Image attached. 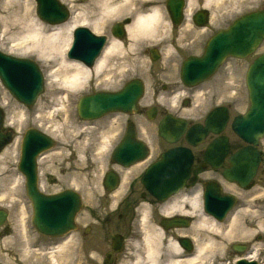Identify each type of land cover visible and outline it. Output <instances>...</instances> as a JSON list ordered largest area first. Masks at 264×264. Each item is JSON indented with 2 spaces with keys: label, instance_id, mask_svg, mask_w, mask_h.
<instances>
[{
  "label": "flooded vegetation",
  "instance_id": "af4514ba",
  "mask_svg": "<svg viewBox=\"0 0 264 264\" xmlns=\"http://www.w3.org/2000/svg\"><path fill=\"white\" fill-rule=\"evenodd\" d=\"M95 1L120 5L123 14L117 12L111 17L113 19L97 22L100 5ZM122 1L125 0H70V4L67 3L71 6L70 17L76 23V28L85 25L105 39L91 67L84 62L85 54L83 58L75 56L74 60L93 69L108 48L119 44L118 50L112 49L110 66L131 71L127 76L128 82H142L144 91L139 101V111L115 114L116 119L112 121L116 125L108 121L99 128V138L105 141L106 147L99 151V140L89 154L85 149L80 160L77 146H70L66 154L58 136L49 134L54 139V148L36 157L43 193L52 195L60 192L62 188L51 192L47 188L61 183L65 175L72 179L73 189L83 200L75 230L57 238L41 235L34 227L32 206L26 190H17L20 196L25 194V199H21L22 204L15 208L13 182L16 180L15 165L19 158L17 148L20 139L34 127L27 128L22 136H17L12 127L4 129V133L12 132V139L0 150V160L3 155L8 156L3 164L7 166L0 165V190L6 187L10 190L9 205L4 207L0 203V209L6 212L5 219L0 222V264H131L132 258L140 253L139 247L146 233L148 225L144 224L145 216L148 223L160 229L161 242L176 240L186 259L196 258L199 250L203 249L208 237L205 225L210 223L217 229L214 241L222 243L223 247L213 252L210 250L212 253L209 254L202 252L198 263L204 264V258L209 256L217 264H235L241 258L246 262L259 260L264 264V137L257 143H245L227 124L221 134L210 133L205 142L196 147L186 141L191 126L204 124L217 103L227 108L230 122L238 103L222 104L216 92L210 90L207 94L209 106L199 118L188 119L187 130L179 143L169 141L160 133V123L166 116H179L177 111L170 109L168 101L180 94L192 98L199 90L183 85L180 74L183 62L191 56L202 55L208 41L239 18L231 11L236 6L232 7L231 2L224 4L223 1L208 6L206 0H135V5H139L138 11L144 15L151 9H159L161 20L153 30L132 35L129 27L137 15H128L121 10ZM139 1L147 3L141 4ZM169 1L184 2L178 10L177 5L174 9L176 3L169 5ZM189 7H192V13L188 12ZM73 36L75 38L76 31H73ZM97 45L91 41L94 49ZM253 60L254 57L244 60L228 58L225 64L235 70ZM151 108L155 109L156 115L155 120L149 122ZM170 138L173 139V134ZM218 140H223L222 144ZM213 144L219 146L207 154ZM176 147L191 150L194 158L191 175L177 194L160 202L143 179L150 167ZM233 162L238 166L233 167ZM52 166H58L54 174ZM63 166L66 172L62 174L60 167ZM45 168L51 172L44 173ZM228 171L231 172V179L241 178L250 182L232 183L226 175ZM252 175L254 177L250 179ZM8 180L12 182L7 185ZM211 186L215 193L209 190ZM190 199L195 200L194 204L190 203ZM207 202L218 209V216L208 213ZM223 209L226 213L221 218ZM239 211H242L237 220L239 233L223 241V234L229 228L226 226ZM175 219L174 226L166 223ZM117 235H120V239L116 240L114 236ZM114 238L120 243L119 250L115 251ZM138 244V249H134ZM64 246L65 253H62ZM106 260L109 262L106 263Z\"/></svg>",
  "mask_w": 264,
  "mask_h": 264
},
{
  "label": "bare ground",
  "instance_id": "6f19581e",
  "mask_svg": "<svg viewBox=\"0 0 264 264\" xmlns=\"http://www.w3.org/2000/svg\"><path fill=\"white\" fill-rule=\"evenodd\" d=\"M206 1H208L207 5L209 4L208 6H210L214 2L223 0ZM135 3H137L135 0L122 1L123 7L121 9L128 15H137L134 23H132L129 27V31L132 35L137 32H149L154 29V26L157 27V25L160 24L161 18L159 17V9H151L148 11L147 15H144L138 11L139 5H135ZM138 3H147V1H139ZM98 4L100 5V17L97 22H104L105 19H113L111 17H114L117 12H119V14H123L120 11V5L114 6L110 3V1H99ZM133 7L135 10H133ZM188 10L190 12L193 11L192 7ZM3 11L7 13V16H3L2 18V28L3 31L8 29L7 33H4V35H8V39L10 38L12 48H14L13 50L15 51L16 49L17 51H20L21 54H19L24 56L35 53L44 64V68L46 70V80L49 85L48 95L54 104L51 103L50 105H46L45 99L42 98V100H40L41 103L39 102L41 109L43 110L48 108V106L50 109H54L52 107L54 105L57 106L58 104L60 105L58 107H61V109L58 108L48 113H41V115L45 117V120L47 119L46 121L48 124H52L49 126V129L53 127L57 129L55 120L59 115H64L65 119L68 118L70 121V117L65 116L69 115V111L67 110L68 107L73 104L76 97L87 91V87L90 84L94 83L95 80H99L100 83L102 80L109 81L114 76L113 72H118L120 68L119 66H110V55L113 48L115 50L119 49V44H113L111 48H108L105 54L98 60L95 67L93 69H89L75 60L69 59L66 55V49L71 41V33L76 25H71V23H69L64 26H45L38 22V20H36L33 16L29 3L22 4L18 0H5L3 4ZM108 16H110V18H107ZM6 20L11 23H7ZM3 98L4 97H2L1 100ZM178 99L180 98L173 97L172 103L177 104ZM246 107V105L244 107L241 106L240 110L243 111ZM62 110L64 112H62ZM24 115V112L19 111L17 117L20 116L22 118ZM19 121L21 120L18 119V124ZM9 125L11 126L10 123ZM55 131L56 130H54V132ZM89 134V131H84L81 135H78V139L86 140ZM72 137L74 138V136ZM97 141L99 140H95V142ZM97 147L99 151L106 147V143L104 140L102 141V138ZM69 150V145L63 146L64 153L67 154ZM37 192L43 193L42 190H37ZM18 198L20 202H22L21 198ZM194 201V199H190V203L194 204ZM241 213L242 211L237 212L232 221L226 226L229 228L225 234H223V241H225V238L229 240L232 236L239 233L237 220ZM144 224L148 226L145 229L146 233L142 239L141 247H139L140 253L132 258L131 264H200L197 261L202 258L200 256L202 252H208L209 254L215 251L216 248L223 247L222 243H216L214 241V237L216 236L214 233H217L216 226L214 224L209 225L210 223H206L205 226L208 237L204 247H202L203 249L199 250L196 258L186 259L183 255H181L180 248L174 241L164 242V244L161 242L162 236L160 229L148 223L147 216L144 217ZM224 229L225 228H222V230ZM138 246L139 244L134 249H138ZM65 248L66 246L62 247V253H65ZM210 250L212 252H209ZM163 251L171 253L170 256L163 257ZM208 257L204 258V264H206V261L208 262ZM26 258L29 259V257Z\"/></svg>",
  "mask_w": 264,
  "mask_h": 264
},
{
  "label": "water",
  "instance_id": "95a60500",
  "mask_svg": "<svg viewBox=\"0 0 264 264\" xmlns=\"http://www.w3.org/2000/svg\"><path fill=\"white\" fill-rule=\"evenodd\" d=\"M37 2L38 14L43 20L50 23H57L65 18L66 14L65 12L61 13V11H59L60 7L58 6L59 4L56 0H37ZM62 14L63 18L61 17ZM263 38L264 11L249 14L237 21V23L230 30L223 31L218 34L208 46L206 55L202 59L192 60L186 65V67L183 69V77H185V75L186 77L188 76L191 82L205 80L208 76L215 72L217 66L221 63V60L224 57L228 55L246 57L257 48L258 44ZM236 40H238L237 43ZM2 67L5 68L4 71L8 72L12 76L10 79L7 76V73L5 74V72L3 71ZM0 76L2 77L3 82L25 103H30L28 101L33 100L42 90V77L34 63L17 59L15 60L0 54ZM23 78L31 81L30 89L33 90L30 95L25 94V96H23ZM33 78L35 79V81ZM20 83L23 85V89L19 88V86L17 85L19 84L21 87ZM247 86L250 93L251 109L248 112V115L242 121L243 126L246 127V130L244 132L245 139L249 137V135L251 134L250 131L255 129V127H262V129H259V132H262L264 130V55L258 58L250 67L247 74ZM134 93L136 96L131 102L128 98L127 100H124L123 98L120 99V96H113L109 94H97L92 97L84 98L79 106L80 115L83 119H96L109 111L126 110L131 105L135 107L137 98L140 95L139 86L135 88ZM28 98L31 99L27 100ZM125 102L128 103V105H124ZM218 112L220 111H217L212 116H210V119L208 120L210 126L220 125L222 127L226 124L227 117L225 115H223L217 122H213L212 118L216 114L218 115ZM1 122L2 121L0 117V126ZM168 123L179 126L178 128L180 129L185 125L183 122H173L172 120L168 121ZM194 130H196V128L192 131L194 132ZM175 131L176 141L178 139L177 129H175ZM202 132V130L196 131V134L199 133V136L196 135L195 138H192V142L194 144L201 140L202 137L200 134ZM1 141L2 136H0V142ZM27 150L28 149H26V151ZM32 163L33 162L31 161L30 164L34 171L33 175H35V166ZM22 167H25L24 161L22 162ZM34 179V176L30 178L29 185L36 215L41 216L44 220H48V222H54L57 221V218H53V215L50 212L56 213L60 209V211H62L66 215V217L63 218H66V221H69L68 223L71 224L72 218L74 217V214L77 210L76 204L80 206L79 198L77 197L76 204L71 206L69 199L70 196H68L67 194L57 197H44L43 195L41 196L37 194V191L34 187ZM181 182H184L183 179H180L178 182L176 181L174 189L172 187L169 189H166V187H164L160 190H162V192L166 191L167 195L177 189V185H180ZM165 197L166 196H160L159 198L163 199ZM58 200L62 202L61 206L58 204ZM44 226V228L48 230L55 228L46 227L45 224Z\"/></svg>",
  "mask_w": 264,
  "mask_h": 264
},
{
  "label": "rangeland",
  "instance_id": "374dc122",
  "mask_svg": "<svg viewBox=\"0 0 264 264\" xmlns=\"http://www.w3.org/2000/svg\"><path fill=\"white\" fill-rule=\"evenodd\" d=\"M18 1H20L22 4L24 3L30 4V8L33 12V16L36 18V20H38V22L42 23L45 26H52V25L42 22L39 19L37 15V11H36L35 1L33 0H18ZM234 1L236 0H233L231 2L234 3ZM4 2L5 0H1L0 2V50H2L5 53L11 54L15 57L35 60L38 63L39 67L41 68L44 74V77H45L44 94L40 97L38 104H36L32 108L24 107L22 104L17 102L14 99V97L9 92H7V90L4 89L0 84V99L4 97L2 99L3 101L0 100L1 101L0 106L2 107L5 113V125L6 127H12V129L15 131V134L17 136H20L27 128H32V127L34 128L39 127L40 129L50 132L52 134L55 133L56 136H58L60 141L63 143V146L64 145H69L72 147L77 146L78 154H79L78 159H81L80 155L85 151V149H88L87 150L88 154L90 153V148H92L93 146L92 140L94 139V137H97L99 135V131H100L99 128L105 126L108 121H110V124L112 125L115 124L113 123L112 120L116 118L114 116H109L107 118H103L99 121H94V122H87V121L81 120L75 110L79 98L81 97V95L85 93L96 92L99 90L113 91V90L122 88L125 82L124 80H121V78L123 74L125 75V72L123 70H118L119 73L113 72L114 76L109 81L102 80L100 83L99 80H95L94 83L90 84L87 87L88 89L87 92L76 97L74 99L73 104L70 107H68L67 110L69 111V115H65V116H69L70 121L68 120V118L65 119L64 115H59L58 117H56V120H55V124H57V129L55 127L49 129V126H51L52 124L50 123L48 124V122L46 121L47 119L45 120V117L42 116L41 113H48L58 108L61 109V107H58L60 106L58 104L57 106L54 105L52 107L54 109H50L49 106L48 108H45L43 110L41 109L39 102L40 100H42V98L45 99L46 105H50L52 103V100L50 99V96L48 95L49 85L46 82V70L44 68V64L42 61H40V59L37 57V54L35 53L27 54L28 56H24V55H20L21 54L20 51H17L16 49L15 51L13 50L14 48H12V42L10 41V38L8 39V35H4V33H7L8 29L3 31V28H2V24H3L2 18L3 16H7V13L3 11ZM223 2L229 3L230 0L228 1L223 0ZM231 5L232 7L236 6L235 8L231 9V11H233L232 13H234L235 15H242L244 13L258 10L264 7V0H237L236 3L231 4ZM6 22L11 23V22H8V20H6ZM261 51H264V48L261 49ZM246 72H247V69H242V67H239L238 69L233 70L232 67L228 65L227 67L220 69L218 75L208 82V84L205 87V90L206 91L211 90V91L217 92V97H219L220 93H222L221 97L219 98L220 99L226 98V101L227 100L229 101L231 97L236 98V97L244 96V94H248L247 87L245 85ZM119 80H121V82H119ZM201 100L202 99L200 98V101H197L195 103L199 104L200 102H202ZM222 101H225V100H222ZM200 109L201 108L194 107L193 110H191V112L193 113L192 117H198ZM19 111L24 112L25 114L22 118L20 116L17 117V114L19 113ZM173 111H176V110H173ZM62 112L64 111L62 110ZM18 119L21 120L19 121V124H18ZM9 123H11V126H9ZM54 130L56 131L54 132ZM84 131H89L90 132L89 136L86 138V140L78 139V135H81V133H83ZM72 136H74V138ZM13 152H15V150H13ZM7 157L8 156L3 155L2 157L3 159L0 160V165H3L4 161H7ZM50 157L52 158V155H50ZM80 164H81V161H80ZM3 166L5 167L7 165H3ZM71 167H74V165H72ZM57 168L58 166L57 167L52 166L51 168L52 173L55 172ZM60 168H61L62 174L66 172V170L64 169L65 166L60 167ZM51 171L45 168L44 173H50ZM17 174H19L18 171L15 172V178H16L15 183L17 184V186H15L16 187L15 189L23 190V187H24L23 182L21 183V180L20 178H18L19 176H17ZM8 181L9 182L7 183V185L10 184V182H12V180H8ZM72 185H73L72 179L67 178L64 175L63 181L61 183L58 182V185H56L53 188L52 187L47 188V190H49L50 192L51 190L57 191V190H60V188L66 189L67 187H72ZM20 195L16 193V195L14 196L15 208L20 203L19 201H17V198ZM9 196H10V190H8L7 187L6 189L0 190V200L4 197V199L1 200L2 202L0 203H2L4 207H7V205H9L8 203V200H10ZM15 213H17L16 210H15Z\"/></svg>",
  "mask_w": 264,
  "mask_h": 264
}]
</instances>
